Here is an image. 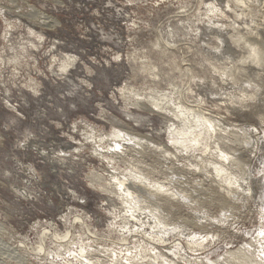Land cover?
<instances>
[{
    "label": "rangeland",
    "instance_id": "374dc122",
    "mask_svg": "<svg viewBox=\"0 0 264 264\" xmlns=\"http://www.w3.org/2000/svg\"><path fill=\"white\" fill-rule=\"evenodd\" d=\"M0 264H264V0H0Z\"/></svg>",
    "mask_w": 264,
    "mask_h": 264
},
{
    "label": "clouds",
    "instance_id": "9594fccd",
    "mask_svg": "<svg viewBox=\"0 0 264 264\" xmlns=\"http://www.w3.org/2000/svg\"><path fill=\"white\" fill-rule=\"evenodd\" d=\"M116 59H119V57H116ZM28 136H31V133H29ZM26 140H27V138H26ZM26 140H25V142H26ZM19 146H20V147H23V144H21V145H19Z\"/></svg>",
    "mask_w": 264,
    "mask_h": 264
},
{
    "label": "bare ground",
    "instance_id": "6f19581e",
    "mask_svg": "<svg viewBox=\"0 0 264 264\" xmlns=\"http://www.w3.org/2000/svg\"><path fill=\"white\" fill-rule=\"evenodd\" d=\"M155 101V100H154ZM147 107V106H146Z\"/></svg>",
    "mask_w": 264,
    "mask_h": 264
}]
</instances>
